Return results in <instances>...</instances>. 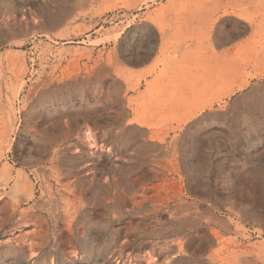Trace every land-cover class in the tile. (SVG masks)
Segmentation results:
<instances>
[{
    "label": "rangeland",
    "instance_id": "rangeland-1",
    "mask_svg": "<svg viewBox=\"0 0 264 264\" xmlns=\"http://www.w3.org/2000/svg\"><path fill=\"white\" fill-rule=\"evenodd\" d=\"M210 1L0 0V261L264 264V41L240 12L264 0H237L227 12L207 11ZM187 16L201 17L197 29L181 27ZM143 25L156 49L129 64L122 50ZM221 25L238 31L218 47ZM234 45L235 56L225 54ZM228 63L250 85L180 126L188 82ZM75 108L94 111L95 125L68 113ZM125 130L134 135L121 144ZM87 137L108 154L83 172L84 200L70 195L73 177L47 170L55 146L86 152Z\"/></svg>",
    "mask_w": 264,
    "mask_h": 264
},
{
    "label": "bare ground",
    "instance_id": "bare-ground-1",
    "mask_svg": "<svg viewBox=\"0 0 264 264\" xmlns=\"http://www.w3.org/2000/svg\"><path fill=\"white\" fill-rule=\"evenodd\" d=\"M247 1H249V0H247ZM240 4H242V3H239L237 0H231V2H227L226 0H212V2L210 1V3H209L207 11L212 12L215 9H220V8L223 9L225 12H227L228 10L233 11L235 9H239ZM240 12L241 13L247 12V14H249V16L251 17V21L253 22V26H254L253 32H255L254 38L261 36L263 38V41H264V37H263L264 36V6H263V8L253 9L252 11H250L248 9H244V10L241 9ZM196 15H199V14H196ZM204 15H205V13H204ZM200 21H202L201 17H197V16L188 17L187 16V17H184L183 20L179 21V22H180V25L183 29L192 30V29H197V27H198L197 25L200 24ZM252 22H250V23H252ZM235 26H229V27H226L225 25L219 26L213 35L214 45L219 47L223 43H227L229 41H232L234 39V37L236 36L237 31H238V27L237 26L235 27ZM174 31H177V27L174 28ZM164 32H165L164 29L159 30V33L161 34V39H160L159 46H158V52L160 54L163 53V49H164L165 45H167V41H168L167 40L168 38L165 37ZM208 32H210V31L208 30ZM136 37H139V38L136 41L137 43L135 45H133L132 43H129L127 45V47L122 50L123 54L126 55V57L128 58L129 64H138V63H141L143 61H146L151 56V54L154 52V50L156 49L157 43L154 39L153 30H151L150 26L143 25V26H140L137 29H135L134 34L131 36V38L133 39ZM238 46H240V45H238ZM238 46L234 45L233 47L227 48L225 50V54H227L229 56L234 55L236 53V51H238V49H241V46L240 47H238ZM233 59H235V58H233ZM203 65L204 64H202V66ZM262 65L264 66V64H262ZM198 66H200V65H198ZM198 66H197V68H198ZM231 68H232L231 63H228L226 66L214 65L213 68L209 69L206 72L205 76H201V78H199V77L193 78V79H191L190 82H188V85H187L188 86V92H189L190 97L193 99H192V103L190 105L189 116H188V118H185L186 115L182 116L183 118L180 121V124H181L180 126L183 127L189 119H191V118L193 119L195 116H197L199 114L201 115L203 113V111H205L207 109H212L214 106L221 108L222 107L221 104H224L225 100L230 99L235 93L243 91L245 88H247L250 85V81L245 79L246 77L244 78V76H241L242 74L238 75V76L235 75L233 68L232 69ZM198 69H200V68H198ZM187 70L189 71V68ZM258 74H260V73L258 72L256 75H258ZM254 76H255V74H254ZM185 77H186L185 80H187V76H185ZM250 78H252V77H250ZM83 87H84V85L82 86V88ZM70 112H72L75 115V117L78 118L82 123H85V125H86V123H88V124L93 123L95 125L94 120H95L96 115H95L94 111L86 109V108H75V109H73V111H69L68 113H70ZM133 135L134 134L131 130H125L121 134H119V136L117 138L118 142H120L121 144L122 143L126 144L127 142H129V140L132 139ZM189 135H191V134H189ZM185 137H186V135H185ZM88 139L90 140L89 143H90L91 149H88V151H86V152L85 151L83 152L81 150V148H78L77 146L75 147V145H71V146L66 145L65 146L63 144L62 145L60 144V145L55 146L54 156L50 160V164L52 165V167H50L47 170V172L49 173V176H51L52 178H55V180L65 179L66 177H69V176L73 177V181L71 182V184L69 186H67V187H69V189H71V191L69 190L70 195L73 198H76L77 196H80V197L82 196L84 198V200H88V197H87L88 194L86 193L85 189H86V187L90 181L88 182L87 179L84 178L85 176H82V174H83V172H85V171L88 172L90 170L92 164L95 162V159H99L100 157L103 156V154L106 155V153L108 152L107 148H105V150H103L98 144H96V145H98L97 149H96V145L93 143L94 139H92L91 137H89ZM198 143H199V141H198ZM100 144H102V143H100ZM124 146H126V145H124ZM120 148H122L123 150L125 149L123 147H120ZM71 151L79 153V156H75V154H71ZM39 157H41V156L39 155L38 158ZM184 157H186V156H184ZM196 157H199V156H196ZM30 160L33 162V160L37 161L38 159H35L33 156H31ZM59 166H62L64 168L63 172L58 168ZM37 177H39V176H37ZM43 177H44V175H43ZM69 181H71V180H69ZM65 189H66V187H65ZM22 192H23V189H22L21 184L18 181L15 182V184L10 189V193L7 194V196L9 197V201L12 202L10 204H12L13 207H15V205L17 204V201L20 198L19 194ZM104 205H106V204H103V202L101 201V206H102L101 208L102 209H105ZM73 207H74V214H77L79 211H86V209H87V207H85L84 205L79 206V207H76V205H74ZM86 212H88V211H86ZM255 217L257 219H260L261 215L257 214V215H255ZM70 228H71V226H69V229ZM74 235L77 238V240L80 242L81 245L85 246L88 243L87 240H89V238L87 235H86V238H84V240L77 237L76 234H74ZM260 235H262V234H260ZM6 242H8V241H6ZM24 246H25V244H24ZM241 248H243V247H241ZM87 255H89V254H87ZM18 257H19V259H16V261L13 260V263H11V264H26L28 262V261H26L28 256H25L22 254L21 257L20 256H18ZM0 264H5V262L0 261Z\"/></svg>",
    "mask_w": 264,
    "mask_h": 264
},
{
    "label": "water",
    "instance_id": "water-1",
    "mask_svg": "<svg viewBox=\"0 0 264 264\" xmlns=\"http://www.w3.org/2000/svg\"><path fill=\"white\" fill-rule=\"evenodd\" d=\"M124 58H125L126 62L129 63V62H128V58L126 57V55H124Z\"/></svg>",
    "mask_w": 264,
    "mask_h": 264
}]
</instances>
